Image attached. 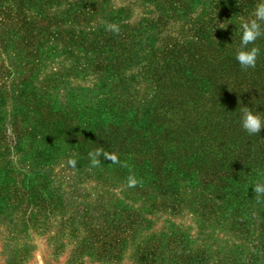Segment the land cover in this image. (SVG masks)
I'll use <instances>...</instances> for the list:
<instances>
[{
  "label": "rangeland",
  "instance_id": "1",
  "mask_svg": "<svg viewBox=\"0 0 264 264\" xmlns=\"http://www.w3.org/2000/svg\"><path fill=\"white\" fill-rule=\"evenodd\" d=\"M101 1L0 0V136L14 115L15 128H21L16 143L0 142V264H262L259 242L245 240L229 212L196 184L180 177L173 185L174 211L169 196L159 211L150 212L142 202L160 198L150 186V170L122 167L143 176L136 178L147 191L141 195L127 186L130 181L118 180L126 176L120 167L90 163L80 141L89 122L110 121L109 105L119 96L112 80L82 69H91L93 58L72 51L83 34L134 26L159 13L204 17L217 12L213 0H192L187 9L163 7L167 0H107L90 28L75 23L81 6L93 9ZM225 1L233 29L255 17L261 3ZM23 27L61 37L47 40L45 34L35 42L38 65L19 94L24 60L14 43ZM136 72L131 68L126 76ZM140 87L139 101L145 89ZM31 99L35 105L28 107Z\"/></svg>",
  "mask_w": 264,
  "mask_h": 264
},
{
  "label": "trees",
  "instance_id": "2",
  "mask_svg": "<svg viewBox=\"0 0 264 264\" xmlns=\"http://www.w3.org/2000/svg\"><path fill=\"white\" fill-rule=\"evenodd\" d=\"M106 1L93 9L81 6L73 20L90 28ZM172 1L162 2L163 7L187 9L192 0ZM229 3L213 0L217 12L204 17L159 13L134 26L100 27L84 33L72 51L87 61L92 54L91 69L87 71V64L82 69L97 79L112 80L119 96L109 105L108 126L89 122L80 141L90 163L120 167L126 176H117L118 180L130 181L133 176L134 186H127L141 195H147L137 181L143 176L124 172L122 167L132 164L150 170V186L160 195L151 203L142 202L150 212L159 211L166 197H178L173 185L180 177L196 184L210 201L229 212L232 226L245 240L259 242L264 264V197L254 194L252 187L264 181V130L249 135L240 126L244 106L264 116V21H258L262 34L247 46L259 49L255 67L242 68L235 59L241 28L228 26L230 16L225 9ZM45 34L47 40L61 37V32L23 27L20 43H14L24 60V78L16 88L19 94L24 93L20 86L33 79L38 65L34 44ZM131 68L137 72L127 77ZM140 85L145 89L139 101ZM27 104L30 107L35 102L31 99ZM14 119L15 115L9 128L1 131L0 142L14 144L20 139L21 128H15ZM172 201L170 210L174 211Z\"/></svg>",
  "mask_w": 264,
  "mask_h": 264
},
{
  "label": "clouds",
  "instance_id": "3",
  "mask_svg": "<svg viewBox=\"0 0 264 264\" xmlns=\"http://www.w3.org/2000/svg\"><path fill=\"white\" fill-rule=\"evenodd\" d=\"M255 19L243 22L240 25L241 36L240 46L235 52V59L242 68H254L259 49L247 46L253 43L262 33V25L258 21H264V0L257 6L254 12ZM240 126L249 135H258L264 130V116L259 112H254L252 108L244 106L241 108ZM96 161H94L95 163ZM74 166V161H69ZM135 180H130V186H134ZM254 194L258 197H264V181L257 182L253 186Z\"/></svg>",
  "mask_w": 264,
  "mask_h": 264
}]
</instances>
